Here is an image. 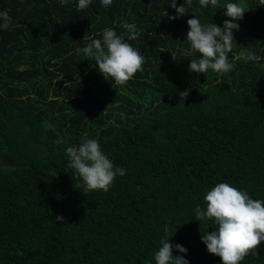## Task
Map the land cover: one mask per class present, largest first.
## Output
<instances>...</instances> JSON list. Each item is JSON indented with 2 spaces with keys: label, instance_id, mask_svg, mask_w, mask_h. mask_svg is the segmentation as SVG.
Segmentation results:
<instances>
[{
  "label": "trees",
  "instance_id": "1",
  "mask_svg": "<svg viewBox=\"0 0 264 264\" xmlns=\"http://www.w3.org/2000/svg\"><path fill=\"white\" fill-rule=\"evenodd\" d=\"M229 2L246 10L234 21L233 68L196 74L187 20L194 12L222 27L225 8L193 0L172 20L171 0H91L83 11L78 0H0L12 17L0 30V264H156L165 225L188 249L174 255L222 264L201 240L217 225L195 220L196 206L206 210V191L221 182L264 200V5H219ZM124 22L137 26L136 40ZM105 28L144 57L126 85L83 52ZM84 138L127 170L107 192L75 187L65 149ZM258 253L239 264H264V242Z\"/></svg>",
  "mask_w": 264,
  "mask_h": 264
},
{
  "label": "clouds",
  "instance_id": "2",
  "mask_svg": "<svg viewBox=\"0 0 264 264\" xmlns=\"http://www.w3.org/2000/svg\"><path fill=\"white\" fill-rule=\"evenodd\" d=\"M59 2L63 6L69 0ZM192 2L193 0H185V4L177 6V0H171V7L175 9L176 15L169 16V19L175 20L186 15L192 9ZM112 3L113 0H101L104 7ZM198 3L203 8L209 5L225 8L224 15L231 19L224 20L222 27L216 23L202 24L193 12V17L187 20L189 30L186 40L191 51L199 55L191 58L188 70L196 74H207L209 70L216 73L230 72L233 64L229 61V53L236 41L233 29L240 28L234 21L243 19L246 10L233 2L223 6L219 5V0H198ZM90 4L91 0H78L77 11H83ZM260 5H264V0H260ZM11 25L12 17L9 13L0 11V30H9ZM122 27L127 30L128 40H136L140 35L135 24L124 22ZM101 35L102 39H92L83 52L95 60L98 70L106 79L114 80V85L117 86L126 85L142 70L144 57L113 28H105ZM240 56L245 60L255 59L250 52H241ZM187 95V91L181 93V96ZM65 151L68 157L67 168L81 180L75 187L84 194L99 190L107 192L117 175L126 174L125 168L114 166L96 139L84 138L78 146H68ZM204 201L206 210L197 205L195 220L201 222L209 219L217 225L212 231L201 230L204 233L201 240L210 254L220 257L222 264H239L246 256L259 254L258 249L264 242V200L253 199L246 190L221 182L206 191ZM55 219L65 222L61 215H57ZM170 230V226L165 225L166 235L159 241L160 247L154 256L156 264H190L183 255L173 254L174 248L180 253H187L188 249L170 242L171 238L167 235Z\"/></svg>",
  "mask_w": 264,
  "mask_h": 264
}]
</instances>
